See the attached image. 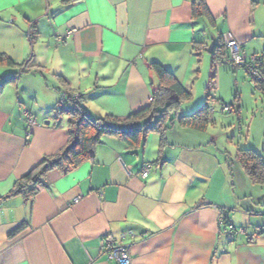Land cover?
<instances>
[{
  "label": "crops",
  "instance_id": "crops-1",
  "mask_svg": "<svg viewBox=\"0 0 264 264\" xmlns=\"http://www.w3.org/2000/svg\"><path fill=\"white\" fill-rule=\"evenodd\" d=\"M204 1L213 27L192 20V0H0V54L15 64L31 58L41 70L20 73L35 77L33 86L15 81L0 94V264H119L102 248L106 237L127 248L130 264H264V234L251 242L226 237L218 222L223 210L236 227L261 224L252 218L264 212V199L236 195L246 176L235 154L223 160L195 131L176 126L161 156L155 134L135 153L105 137L93 161L48 172L31 200L7 198L43 158L65 148L68 118L54 108L66 90L93 118L121 120L150 103L151 63L191 91L206 54L210 78L218 37L231 34L245 60L263 52L264 0ZM196 43L204 45L199 63ZM18 72L0 67V82ZM213 181L220 188L210 196Z\"/></svg>",
  "mask_w": 264,
  "mask_h": 264
},
{
  "label": "trees",
  "instance_id": "trees-1",
  "mask_svg": "<svg viewBox=\"0 0 264 264\" xmlns=\"http://www.w3.org/2000/svg\"><path fill=\"white\" fill-rule=\"evenodd\" d=\"M191 18L194 21L203 18L210 27L215 24L204 0H192ZM35 36L36 29L32 26L28 34L32 45L35 41ZM203 50V44L196 43L194 45V56L198 63ZM256 56H258L259 64L264 67V50L260 55ZM224 62L231 64L226 43L224 38L220 36L212 49L210 61L211 76L206 88L207 93L213 89L217 65ZM31 63L32 59L28 58L21 64H15L6 55L0 54V67H8L19 71L14 77L0 82V94L5 85L18 80L19 73H29L32 70L36 73L41 72L40 67ZM149 67L157 79V85L151 92L150 103L143 109L131 113L121 120L109 115L93 118L82 104L81 96L66 90L65 97L61 100L65 107L57 108L58 105H56L54 109L57 112V116L66 115L68 118V140L65 148L52 156L43 158L38 166L16 183L7 198L21 195L26 200H31L38 192L40 186H42L43 179L48 172L58 170L61 173H67L85 162L93 161L95 149L105 137L115 138L123 142L127 150L135 153L150 134H155L159 136L158 153L161 156L162 149L167 145L166 134L175 126L185 130L204 132L213 123L208 111L209 103L213 102L210 95L206 96L201 108L191 115L182 116L180 108L192 100L191 91L185 89L174 78L173 74L161 65L151 63ZM261 71L264 72V69ZM253 88L264 99V80L258 87ZM235 162L253 185H264V160L254 149L238 147L235 154ZM219 213V217L224 220L222 226L219 225L220 234H223V227L230 224L235 229L243 230L244 232V234L238 236H226L223 234L226 237L236 238L242 236L248 242H251L255 236L264 234V227H257L258 232L254 231L248 234L246 232L247 228L236 227L230 222L227 212L220 210ZM24 226V224H21L12 231L10 237L19 233Z\"/></svg>",
  "mask_w": 264,
  "mask_h": 264
},
{
  "label": "rangeland",
  "instance_id": "rangeland-1",
  "mask_svg": "<svg viewBox=\"0 0 264 264\" xmlns=\"http://www.w3.org/2000/svg\"><path fill=\"white\" fill-rule=\"evenodd\" d=\"M205 57L202 58L199 64V72L195 74L189 84L193 98L190 102L181 106L180 114L187 116L197 111L204 104L206 96L209 94L212 99L214 98L213 102L209 103L208 108L213 123L204 132L193 131L199 136L197 139H200L206 148L214 152L218 150L219 154L217 155L219 158L222 157L223 160L226 156L233 158L238 147L252 148L264 160V105L260 93L253 88L249 78L240 68L234 67L229 63L217 66L215 84L213 89L207 93L205 86L209 79V61L207 54ZM34 80L35 77L22 75L15 83L25 82L33 86L35 84ZM224 106L227 108L222 112ZM185 111L188 112L185 113ZM54 114L55 116L57 115L55 110ZM176 127L180 128L179 126ZM192 140L188 139L190 142ZM220 162L222 164L220 171H222L223 164L224 166L226 164L222 163V161ZM236 165L238 164L235 163ZM246 178L245 182L242 183L244 184L242 188H237L236 195L264 199V185H253ZM212 185L213 188L208 192L210 196L216 195L220 188V183L216 181H213ZM252 219V223L262 221L261 224L264 225L263 210L259 216H255ZM234 221L240 223L238 222L239 217H235ZM261 224L247 226L246 232L251 234L258 226H262Z\"/></svg>",
  "mask_w": 264,
  "mask_h": 264
},
{
  "label": "built area",
  "instance_id": "built-area-1",
  "mask_svg": "<svg viewBox=\"0 0 264 264\" xmlns=\"http://www.w3.org/2000/svg\"><path fill=\"white\" fill-rule=\"evenodd\" d=\"M73 31H68L65 34V37H69V35ZM64 37H56V42L63 41ZM224 41L226 43V49L229 55V61L230 63L237 68H240L245 75L249 78L250 83L253 87H258L261 82L264 80V72L261 71L264 69V67L259 64L258 56L254 55L250 57L248 60H245V58L242 56L241 52V46L236 42V40L232 37L231 34H227L224 37ZM65 97V96H64ZM63 97V98H64ZM62 98V99H63ZM58 102V107L64 108L65 105L61 103V100ZM151 100V99H150ZM227 107L222 108V112L226 110ZM24 118L29 127L36 126V119L33 115L30 113H24ZM27 139L30 138V134L27 133L26 136ZM149 166H145L142 169L141 176L145 177L148 174ZM219 225L222 226L224 220L223 218L219 217ZM256 232H258V229H255ZM222 232L226 236H238L244 234L243 230L235 229L231 224L224 226L222 229ZM103 250L105 251V254L109 260L117 261L119 264H130V257L127 253V248L125 246H121L116 244L112 238L106 237L103 240Z\"/></svg>",
  "mask_w": 264,
  "mask_h": 264
},
{
  "label": "water",
  "instance_id": "water-1",
  "mask_svg": "<svg viewBox=\"0 0 264 264\" xmlns=\"http://www.w3.org/2000/svg\"><path fill=\"white\" fill-rule=\"evenodd\" d=\"M211 48H212V44H211V46H210V48H209V51L211 50Z\"/></svg>",
  "mask_w": 264,
  "mask_h": 264
}]
</instances>
